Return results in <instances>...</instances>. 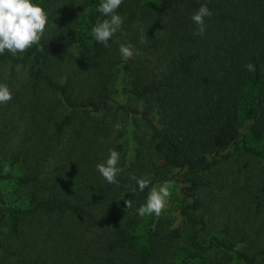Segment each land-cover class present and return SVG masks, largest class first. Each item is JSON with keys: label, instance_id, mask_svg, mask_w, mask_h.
<instances>
[{"label": "trees", "instance_id": "16d2710c", "mask_svg": "<svg viewBox=\"0 0 264 264\" xmlns=\"http://www.w3.org/2000/svg\"><path fill=\"white\" fill-rule=\"evenodd\" d=\"M34 2L40 41L0 55V264H264V147L245 137L264 138V0H123L107 47L100 0ZM109 149L118 184L95 169ZM164 181L177 218L140 246L136 210Z\"/></svg>", "mask_w": 264, "mask_h": 264}, {"label": "clouds", "instance_id": "9594fccd", "mask_svg": "<svg viewBox=\"0 0 264 264\" xmlns=\"http://www.w3.org/2000/svg\"><path fill=\"white\" fill-rule=\"evenodd\" d=\"M123 0H100L96 10L103 19H97L91 27L92 38L105 47L108 41L121 30L123 17L117 12ZM212 15L207 3H203L190 16V20L196 26L195 34L203 35L205 32V18ZM48 13L34 0H0V55L7 52L9 55L23 53L37 44L44 34L48 24ZM119 53L123 58H130L135 50L130 44H120ZM252 70V65L245 66ZM12 99V93L6 84L0 83V104ZM120 154L114 149H109L107 157L95 164V169L107 184H118L117 176L121 169L118 167ZM135 181L133 191H144L151 184V177H130ZM171 184L168 181L161 182L159 186L150 188L145 201L136 210L140 216L160 215L166 207V201L170 197ZM124 196V195H123ZM121 197V199L123 198ZM126 208L131 207L132 201H124Z\"/></svg>", "mask_w": 264, "mask_h": 264}, {"label": "rangeland", "instance_id": "374dc122", "mask_svg": "<svg viewBox=\"0 0 264 264\" xmlns=\"http://www.w3.org/2000/svg\"><path fill=\"white\" fill-rule=\"evenodd\" d=\"M246 139L249 141V144L257 149L264 147V138L260 140H253L245 135ZM241 139V136L238 138ZM170 197L166 201V207L162 210L161 214L156 215H144L138 218L137 224L134 226V231L139 237L136 241V244L143 245L145 243V233L147 230L154 227L155 224L162 221H175L177 218V210L182 204V198L180 197L176 188L171 187Z\"/></svg>", "mask_w": 264, "mask_h": 264}]
</instances>
